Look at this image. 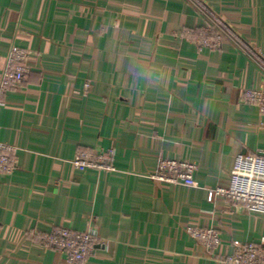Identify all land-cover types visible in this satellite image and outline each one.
Returning a JSON list of instances; mask_svg holds the SVG:
<instances>
[{
  "label": "crops",
  "instance_id": "crops-1",
  "mask_svg": "<svg viewBox=\"0 0 264 264\" xmlns=\"http://www.w3.org/2000/svg\"><path fill=\"white\" fill-rule=\"evenodd\" d=\"M238 35L200 50L191 0H0V72L13 46L32 54L24 85L0 95V141L19 149L0 172V264H69L43 243L55 227L92 230L87 264H221L234 241L264 236V213L208 200L239 154L264 155V0H198ZM111 150L116 171L74 167ZM161 159L198 165V187L150 174ZM189 227H214L215 252Z\"/></svg>",
  "mask_w": 264,
  "mask_h": 264
},
{
  "label": "built area",
  "instance_id": "built-area-1",
  "mask_svg": "<svg viewBox=\"0 0 264 264\" xmlns=\"http://www.w3.org/2000/svg\"><path fill=\"white\" fill-rule=\"evenodd\" d=\"M204 16L205 23L198 30H187L200 50H217L223 40L232 41L238 48L248 52V47L240 40L230 26L217 14L198 0H191ZM32 54L25 48L13 46L5 69L0 72V95L10 89L24 85L26 75L31 71ZM264 70V63H261ZM243 96L247 103L254 104L264 115V87L244 88ZM5 102L0 99V105ZM19 149L0 141V172L11 175L18 168ZM74 167L84 169L116 171L114 153L111 150L81 151L71 160ZM198 165L182 159H161L156 172L150 174L153 180L164 184H182L198 187L196 178ZM225 197L250 212L264 213V155L239 154L228 180L208 190V200ZM191 236L203 244L207 250L215 252L221 243L220 233L214 227H189ZM43 243L64 253L69 264H87L93 253L98 236L92 230L78 231L68 227H55L42 235ZM234 252L220 257L221 264H264V236L257 240L234 241Z\"/></svg>",
  "mask_w": 264,
  "mask_h": 264
}]
</instances>
